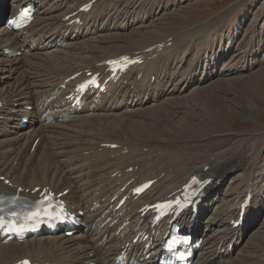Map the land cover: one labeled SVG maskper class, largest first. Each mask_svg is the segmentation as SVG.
Masks as SVG:
<instances>
[{
  "label": "bare ground",
  "instance_id": "6f19581e",
  "mask_svg": "<svg viewBox=\"0 0 264 264\" xmlns=\"http://www.w3.org/2000/svg\"><path fill=\"white\" fill-rule=\"evenodd\" d=\"M28 1L35 9L31 25L2 32L7 16L0 21V175L12 183L0 180V193H15L18 187L69 189L64 196L68 207L83 210L86 226L71 237L42 232L22 243H4L0 236V264L27 257L50 264H152L156 246L144 249L143 242L136 243L117 259L119 248L148 224L140 207L172 193L196 172L213 176L212 185L197 216L177 219L203 237L195 264H264V197L254 194L258 174L252 173L259 154L249 147L254 137L244 133L239 144V134L231 131L204 133L215 111L226 105L215 99L216 90L242 87L251 75L264 72L244 74L256 64L253 43L259 39L242 48L248 56L243 60L234 58L240 46L233 34L221 36L212 47L209 33L223 14L170 33L169 25L180 17L177 8L189 0H96L87 12L78 9L89 0H0V20L7 9ZM168 7L176 13L161 19ZM198 38H207L203 48L193 45ZM6 48L20 55L8 56ZM123 53H136L142 62L107 81L106 91L87 95L85 107L78 110L66 101L72 82L58 93L59 85L79 72V79L88 70L107 77L104 62ZM29 104L31 112L25 109ZM24 114L38 118L20 129ZM238 167L250 168L244 181L234 176ZM149 179L155 182L146 194L127 200L119 210L112 208L117 201L109 207L122 188L121 195L128 194ZM227 180L231 185L223 189ZM247 194L251 199L243 223L232 227L230 220H237ZM108 216L118 222L110 225ZM152 237L153 242L159 239Z\"/></svg>",
  "mask_w": 264,
  "mask_h": 264
},
{
  "label": "rangeland",
  "instance_id": "374dc122",
  "mask_svg": "<svg viewBox=\"0 0 264 264\" xmlns=\"http://www.w3.org/2000/svg\"><path fill=\"white\" fill-rule=\"evenodd\" d=\"M158 1L164 4L169 3L170 0ZM238 2L240 4H238L236 9L234 11L231 10L232 12L228 11L224 16L227 9ZM6 8H8V3ZM169 8L170 7L163 10L165 12L161 11L163 12L161 14V19L164 18L168 20L173 17V13H180V17L174 23L170 24L171 26L169 25L168 30L169 32L171 31L170 33L192 28L198 23L205 22L215 16L218 17L223 14L222 17H224H220L219 19L221 22L210 31L208 40L207 38H198L193 45H196L197 48H203L204 46H201V44L205 43L207 40L212 44V47L215 46L214 48H217L221 36L233 34L235 45L238 43L240 46V50L234 54V58L236 60H243L246 53L242 48L252 45V42L258 38L259 40L253 43L254 54H256L255 57H253L256 60V64L252 69H249L247 66L244 74L250 75L255 72V70L264 69V0H189L184 2L181 7H178V11L176 10V12ZM0 21L3 22V19ZM192 50L194 49L192 48ZM247 57L246 54V59ZM251 58L250 56V59ZM216 91L217 92L214 93L215 99H222L223 103L226 105L218 112L215 111L212 123L208 125L204 133L210 135L231 131L233 134H239L237 137V143L239 144H241L243 140L242 134L244 133H250V135L254 137L252 140L253 143L249 146L256 151L258 150L257 152L259 154L257 157L256 169L252 171V173L256 172L258 174L257 180L254 182V187L256 189L254 190V194L258 195V192H260L258 197H264V72H257V75H251V81L244 84L242 87H234L233 89V87L224 85ZM219 93L220 96H218ZM229 104L231 107L226 109V107H229ZM228 109H235L237 112L235 110L229 111ZM30 150L32 151L33 149L30 148ZM244 150H242V152ZM242 152L240 154H242ZM235 171L236 173H234V176L236 174L239 175L237 176V181L242 179L244 181L246 179L245 175L249 173L250 168L248 167L241 171V168L238 167L235 168ZM226 173L227 171L223 174ZM230 185L231 183L227 180L223 189H227ZM245 239H247L246 235L243 244Z\"/></svg>",
  "mask_w": 264,
  "mask_h": 264
}]
</instances>
